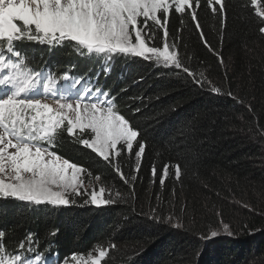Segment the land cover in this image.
Masks as SVG:
<instances>
[{
    "label": "trees",
    "instance_id": "obj_1",
    "mask_svg": "<svg viewBox=\"0 0 264 264\" xmlns=\"http://www.w3.org/2000/svg\"><path fill=\"white\" fill-rule=\"evenodd\" d=\"M225 3L222 36L206 0L198 10L207 40L225 67L203 46L190 17L181 24L173 12L168 25L170 43L182 36L184 62L197 74L204 72L221 94L141 58L116 57L105 75V60L81 55L71 42L56 47L17 42L36 71L84 77L114 94L119 112L146 141V152L138 173L134 155L125 152L119 158L124 174L138 177L125 184L65 132L52 150L89 169L90 185L103 184L115 202L96 207L82 196L66 207H37L0 198V232L10 253L20 251L19 243L31 234L33 251L26 247L23 254L38 251L48 264H74L73 254L87 257L98 245L108 250L102 264H264V34L250 0ZM229 91L242 103L224 94ZM166 163L179 164L182 176L177 181L173 169L161 186L151 168ZM97 174L102 181H95ZM88 180L85 175L87 187ZM223 224L232 235L209 239Z\"/></svg>",
    "mask_w": 264,
    "mask_h": 264
},
{
    "label": "snow or ice",
    "instance_id": "obj_2",
    "mask_svg": "<svg viewBox=\"0 0 264 264\" xmlns=\"http://www.w3.org/2000/svg\"><path fill=\"white\" fill-rule=\"evenodd\" d=\"M206 4L218 18L222 36L226 27L225 0H206ZM250 5L261 21L259 32L264 34L261 0H250ZM200 6L201 0H0V198L37 207H66L76 203L74 197L82 196L87 197L85 204L96 207L115 202L103 184L98 191H88L85 175L89 185L93 178L89 169L52 150L65 132L102 158L125 184L138 177L125 175L119 158L125 152L134 155L133 171L138 173L146 152V141L139 138V130L119 112L109 91L84 77L65 73L57 78L36 71L17 42L49 47L71 42L81 50V55L105 60V75L118 56L141 58L158 67L174 69L176 75L185 74L191 83L212 94H221L222 89L212 84L204 72L197 74L184 62L179 51L182 36L169 42L168 25L173 12L179 15L181 24L188 16L203 46L225 67L222 55L208 42L200 24ZM224 94L242 103L230 91ZM173 169L179 181V164L166 163L159 170L153 165L151 175L153 179L159 176L163 186ZM94 179L102 181L98 174ZM116 197L123 198L119 192ZM223 230L232 235L227 224H223ZM217 235V231L211 232V237ZM3 236L0 232V264H48L38 251L32 256L23 254L26 247L33 251L36 241L31 234L19 243L20 251L14 253L7 250ZM107 254L108 250L98 245L87 257L73 254L71 260L74 264H102Z\"/></svg>",
    "mask_w": 264,
    "mask_h": 264
},
{
    "label": "rangeland",
    "instance_id": "obj_3",
    "mask_svg": "<svg viewBox=\"0 0 264 264\" xmlns=\"http://www.w3.org/2000/svg\"><path fill=\"white\" fill-rule=\"evenodd\" d=\"M118 57H122V58H131V57H124V56H118ZM112 96L114 97V94H112ZM49 103H51V101H48ZM93 188H95L97 191L99 190V188L97 187V186H95V185H90V186H88V191L89 192H91L92 190H93ZM82 191H83V189H82ZM74 198H79V197H74ZM212 231H217L218 232V235L216 236V237H219V236H222V235H225L226 234V232H224V230H221V229H214V230H212ZM211 231V232H212ZM211 232H210V234H209V239H211V238H215V237H211Z\"/></svg>",
    "mask_w": 264,
    "mask_h": 264
}]
</instances>
